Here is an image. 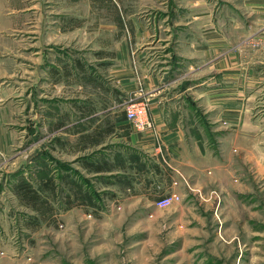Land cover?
<instances>
[{"label": "crops", "instance_id": "0c3cea01", "mask_svg": "<svg viewBox=\"0 0 264 264\" xmlns=\"http://www.w3.org/2000/svg\"><path fill=\"white\" fill-rule=\"evenodd\" d=\"M255 3L251 6L256 9ZM199 4L190 0V9H197ZM190 19L195 36L203 24L226 23L220 17L202 19L195 15ZM216 29L201 36L202 40L196 38L190 49L182 48L178 40L176 46L172 32L159 39L162 47L156 48H167L168 54L166 66L158 70L146 64L149 56L157 53L149 48L137 55L136 71L127 48L113 53L100 48L102 52L94 62L79 60V89H85L87 81L93 83V98L82 99L83 105L89 103L91 108L63 116L56 133L48 129L52 118L38 115L36 109L41 103L33 82L30 137L35 159L30 161L29 179L23 162L4 160L15 141L7 128L10 123L5 121L4 92L0 91V264H29L27 252L34 254L33 264H48L46 260L37 262L38 254L48 246L52 248L60 238L68 254L81 257V238L90 236L96 225H103V233H116L128 218L156 216L161 210L156 201L169 192L182 199L172 207L178 209L179 221L185 226L199 216L195 203L199 198L210 201L212 190L222 196V211L233 201L241 202L236 191L246 189L237 179L246 174L238 171L248 163L252 168L260 166L261 152L257 156L253 153L251 159L239 151V138L231 141L229 129H233V137H239L245 129L242 122L248 117L243 78L246 67L237 54L226 53V31ZM204 43L206 48L198 49ZM51 65L53 69L59 67L51 62L47 69ZM88 65L94 68L90 70ZM231 73L237 74L236 83H230ZM133 98L148 103L151 130L138 132L127 120L126 107ZM47 105L51 103L47 101L42 109L48 111ZM42 134L50 140L46 146L39 139ZM47 153L54 156L50 158ZM43 155L47 156L45 164L39 166L38 158ZM93 164L102 169L93 170ZM23 183L29 185L36 199L24 196ZM91 196L94 203L98 201L96 205L87 203ZM244 205L248 221L255 210ZM205 206L212 205L205 202Z\"/></svg>", "mask_w": 264, "mask_h": 264}, {"label": "rangeland", "instance_id": "374dc122", "mask_svg": "<svg viewBox=\"0 0 264 264\" xmlns=\"http://www.w3.org/2000/svg\"><path fill=\"white\" fill-rule=\"evenodd\" d=\"M198 1L199 7L192 10L190 0H0V91L4 92L5 121L10 123L7 128L12 130L15 141L14 149L4 160L23 162L28 179L30 161L35 159L31 151L34 141L30 137L31 84L35 82L38 86L41 103L36 109L38 115L52 118L48 129L56 133L63 116L83 112V108L88 112L91 108L89 103L83 105L82 99L93 98V83L87 81L86 88L79 89V60H86V64L94 62L97 53L102 52L100 48L112 53L127 48L133 68L138 70L136 57L149 48L157 53L149 56L146 64L158 70L166 66L168 54L167 48H156L162 47L158 40L169 37L171 32L172 39L176 36V46L181 42L182 48L190 49L196 38L202 40L201 36L216 28L226 31L225 40L229 44L226 53L237 54L240 64L246 67L243 78L248 117L242 122L245 129L239 137H233V129H229L231 141L239 138V151L251 159L253 153L257 156L261 152L260 166L252 168L248 163L239 169L238 173L246 176L240 175L237 181L246 191H236L241 202H231L226 211H222L220 192L212 190L210 201L199 198L195 203L199 216L186 226L179 221L175 207L158 210L156 216L128 218L116 233H103V225L88 229L91 235L81 238V257L68 254L60 238L52 248L41 250L37 262L264 264V0ZM254 1L256 9L251 6ZM195 15L202 19L220 17L226 23L203 24L195 36L191 29L194 23L189 20ZM205 48V43L198 47ZM51 62L59 67L53 69L51 65L47 69ZM184 62L189 66L188 61ZM120 64L119 59L117 66ZM88 68L92 70L94 65ZM236 76L229 74L230 83H236ZM47 101L51 103L47 105L48 111L42 109ZM46 136L39 137L43 146L50 141ZM47 154L50 158L54 156ZM56 157L60 158V154ZM46 158V155L39 157L38 165L45 164ZM205 202L212 206L206 208ZM244 204L255 210L248 221ZM189 228L193 231L188 232ZM106 236L112 240L109 242ZM25 258L29 264L35 262L31 252Z\"/></svg>", "mask_w": 264, "mask_h": 264}, {"label": "built area", "instance_id": "2783aa9c", "mask_svg": "<svg viewBox=\"0 0 264 264\" xmlns=\"http://www.w3.org/2000/svg\"><path fill=\"white\" fill-rule=\"evenodd\" d=\"M148 103L145 100L130 99L126 107V117L132 127L138 132H145L153 128V123L148 114ZM161 150V147H159ZM174 184H177L175 182ZM182 199L179 194L169 192L162 195L156 201V207L161 210H166L172 207L174 204L181 202ZM120 209V207H118ZM62 228V226H60ZM4 255V253H1Z\"/></svg>", "mask_w": 264, "mask_h": 264}, {"label": "trees", "instance_id": "16d2710c", "mask_svg": "<svg viewBox=\"0 0 264 264\" xmlns=\"http://www.w3.org/2000/svg\"><path fill=\"white\" fill-rule=\"evenodd\" d=\"M92 166L94 167L93 170L95 171H100L102 169V167L99 164L98 165L93 164ZM22 190H23V194L25 197H28L29 199H36V196L33 194L34 192L30 190V187L28 184L23 183ZM87 203L89 205H93V204L96 205L95 203H98V201L94 203L93 197L91 196V198L87 199Z\"/></svg>", "mask_w": 264, "mask_h": 264}]
</instances>
